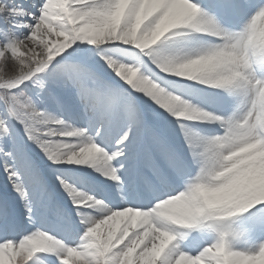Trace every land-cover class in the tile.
Returning a JSON list of instances; mask_svg holds the SVG:
<instances>
[{
  "label": "snow or ice",
  "instance_id": "6c2138e0",
  "mask_svg": "<svg viewBox=\"0 0 264 264\" xmlns=\"http://www.w3.org/2000/svg\"><path fill=\"white\" fill-rule=\"evenodd\" d=\"M0 264H264V0H0Z\"/></svg>",
  "mask_w": 264,
  "mask_h": 264
}]
</instances>
